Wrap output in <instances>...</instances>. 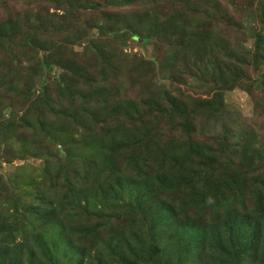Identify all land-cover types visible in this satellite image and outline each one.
I'll list each match as a JSON object with an SVG mask.
<instances>
[{
  "label": "trees",
  "instance_id": "16d2710c",
  "mask_svg": "<svg viewBox=\"0 0 264 264\" xmlns=\"http://www.w3.org/2000/svg\"><path fill=\"white\" fill-rule=\"evenodd\" d=\"M139 1L104 0L101 5L98 0H70L79 7L80 15H72L59 3L56 9L63 11L67 19L64 29L76 21L74 35L81 33L77 27L87 29L91 23L105 39L116 41L121 36L144 42L164 36L184 46L183 40L190 35L203 55L204 65L198 71L202 78L213 73L212 65L221 69L213 56L217 53L226 57L223 63L233 57L241 66L262 63L264 1L260 8L263 31L255 32L254 53L241 51L227 40L222 43L223 39H205V30L199 40V29L209 25H202L206 21L203 13H207L208 20L222 17L235 21L219 2L210 10L200 0H176L186 6L163 14L150 9L133 13L108 9L137 5ZM83 8L91 9V20L81 16ZM41 16L35 17L37 24L30 33L24 32L22 24L27 19L31 21V16L24 22L13 16L0 17V59H4L0 63V90L20 87L15 70L6 71L4 67V62L18 61L11 50L16 36H25L26 54L37 50L43 53L33 68L38 69L32 80L34 106L23 110L22 115L0 107V264H140L154 256L165 264L172 260L171 264H191L188 251L197 249L203 251L195 264H264V212L244 202L233 208L231 199L218 198L220 173L204 163L198 167L187 164L189 151L209 148L191 141L197 131L196 120L207 112L223 111L222 91L247 79L243 68L232 62L229 69H221V88L212 98H204L195 106L169 90L159 89L152 98L142 101L111 100L108 97L113 91L94 89L86 93L78 87L88 78L96 80L94 85L105 86L109 81L107 71L97 81L76 58L67 57L60 46L50 45L54 27ZM87 44L94 54L101 52L93 38ZM39 108L40 113H35L32 121L29 113ZM34 130L38 133L31 135ZM39 141L44 142V148L38 146ZM12 151L23 158L44 161L33 173L37 177L4 182L7 175L2 163H9L7 154L12 155ZM151 153L158 154L157 159H152V166ZM61 157L63 163H58L51 174L53 162ZM179 162L184 170L179 174L181 179H190L194 192H200L196 206L201 221L191 228L183 223L179 230H172L165 249L171 246L173 252H155L161 228L171 223L168 212L171 207L175 209L162 194L177 191L174 179ZM131 169L140 173L138 177L130 175ZM149 169L151 173L147 174ZM17 181L24 185L17 186ZM8 184L11 187L6 188ZM248 184L247 180L243 185ZM230 200L232 204L228 203ZM124 202L134 213H141L139 224L132 222L127 230L114 227V221L122 217ZM182 222L186 221L175 219L171 225ZM178 231L181 245L174 239Z\"/></svg>",
  "mask_w": 264,
  "mask_h": 264
},
{
  "label": "rangeland",
  "instance_id": "374dc122",
  "mask_svg": "<svg viewBox=\"0 0 264 264\" xmlns=\"http://www.w3.org/2000/svg\"><path fill=\"white\" fill-rule=\"evenodd\" d=\"M56 1L0 0V17L13 16L14 19L24 22L25 18L31 16V21L27 19L22 24L25 28L24 32L29 33L34 29V25L37 24L35 17L38 14L42 15L41 17H46L44 18L46 23H50L51 27H54L52 28L53 36H49L50 45L60 46L62 50L66 51L67 57L76 58L79 64L85 66L92 73L91 76H96L97 81L101 79L100 74L103 71H107L109 81L105 83V86L94 85L93 81L95 79L93 78H88L78 83V87L85 90L86 93L94 89H103L102 91H113L114 94L108 97L111 100L131 98L142 101L144 98H152L153 92L158 89L160 92L169 90L174 96L183 97L195 106L196 103L204 98H212L217 93V88H221L222 81L219 79L221 69H229L232 62L243 68L242 70L245 71V78L247 79L244 78L245 80L242 79L244 81L241 83H237L232 88L223 89L222 91L223 111L220 113L221 116L220 114L207 112L202 114L203 117H198L196 120L197 131L191 136V141L200 142V145L209 148H205L203 151H189L187 164L191 167H198L204 163L210 170L213 169L217 174L220 173L221 177L219 176V178L222 181V185L220 188L221 194L218 198L231 199L234 204H232L231 200L228 203L232 204L233 208L236 207V203L244 202L249 207L257 208L264 212V57L260 58L262 63L258 66L253 64L241 66L240 61L235 57L232 58V61L227 60L223 63L226 57L222 53H217L213 56L219 62L221 69L212 65L210 69H213V73L206 78H202L198 71L199 67L204 65L203 55L200 54L201 48L194 46L190 35L183 40L184 46H181L178 41L167 39L164 36L147 42L143 40L135 41L126 36H121L119 41H116L111 38L109 40L105 39L96 28L92 27L91 23L87 29H83V26L77 27L83 33L81 37L79 36L81 33L74 35L76 21H73L74 26L63 28L67 19H64L63 11L56 9L59 3L62 7L68 9L72 15L77 13L80 15L79 7L71 4L70 0ZM98 1L101 5H104V0ZM201 1L204 4V8L206 7L210 10L212 5L219 2L221 8L233 16L235 21L230 22L222 17L220 20H208L207 13H203L202 17L206 21L202 22V25H209L207 28L199 29L200 41L205 30V39L211 37L213 40L220 42L223 39L222 43H226L227 40L241 51L255 52L257 44L255 32L263 31L260 8L261 2L264 0ZM185 6L183 2L176 3V0H163L161 2L140 0L137 5L109 7L108 9L132 13L139 9H150L163 14L165 12L172 13L173 9H183ZM81 10L82 17L92 19L93 13L92 15L89 14L91 9L83 8ZM163 28L165 26L161 27V29ZM91 38L100 45L101 52L94 54L91 48L88 47L87 43ZM44 39L46 38L44 37ZM25 42V36L22 38L16 36L11 50L17 54L18 61L15 64L4 62L6 71L15 70V76L20 87L10 89L11 87L6 86L7 90H0L1 109L19 112L20 115H22L23 110L34 106L35 97L32 92V80L38 69L35 71L33 68L43 56L42 51L39 50L26 54L23 50ZM262 54L264 55V48ZM3 60V58L0 59V63ZM111 63H116V65L112 66ZM258 76H262L261 79ZM79 98L81 97L79 96ZM40 110L39 108L29 113L32 121L35 113H40ZM42 110L48 113L45 107ZM34 133L38 132L34 130L31 135ZM31 139L34 140L35 138L31 136ZM37 139L39 138L37 137ZM218 139H224L227 143L220 142ZM187 142L189 141L187 140ZM38 146L44 148L45 144L43 141H39ZM12 153V155L10 153L7 154L9 163H2L3 171L7 175V177H4L6 178L4 182L11 181L12 178L37 177L33 173L36 172V168L44 164L42 159L34 157L23 158L15 151H12ZM157 156L158 154L153 155V153L149 156L151 166L153 165L152 159H157ZM63 160L64 157H61L53 162L51 174L55 173L57 164L63 163ZM179 161H181V158ZM176 169L178 176L174 181L178 185L176 187L177 191H171L170 194H162V196L168 198L167 200L175 206V209L171 207L168 212L170 213L169 219L171 223L175 219H182L186 222L176 225H171L170 223L163 226L160 240L155 242V252L163 251L166 254L173 252L171 246L165 249L172 230H179L184 224H186L187 228H191L192 225L201 221L197 214V209L199 208L196 206V202L199 200L197 194H200V192H194L191 188L194 186L193 183L188 181L190 179H181V175H179L183 170L181 162L176 165ZM129 173L136 177L140 174L134 169H131ZM146 173L150 174V169ZM105 175L103 174L102 176ZM247 180L249 184L243 185ZM19 185H24V183H18L17 181V186ZM9 187H11V184H8L6 188ZM134 211V209L126 205L122 217H118L114 221V227L123 226L127 230L132 222L136 221L139 224L138 218L141 213H134ZM186 216L189 219H185ZM179 235L180 231L174 234L177 245H181ZM202 251L199 249L188 251L191 256V260H189L191 264H195L198 261ZM171 262L173 260L168 264H171ZM140 264L165 263L159 262L154 256L149 261Z\"/></svg>",
  "mask_w": 264,
  "mask_h": 264
}]
</instances>
